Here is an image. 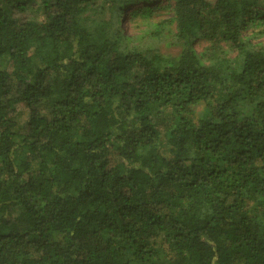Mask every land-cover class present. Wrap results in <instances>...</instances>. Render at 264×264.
Masks as SVG:
<instances>
[{"label":"trees","instance_id":"16d2710c","mask_svg":"<svg viewBox=\"0 0 264 264\" xmlns=\"http://www.w3.org/2000/svg\"><path fill=\"white\" fill-rule=\"evenodd\" d=\"M0 264H264V0H0Z\"/></svg>","mask_w":264,"mask_h":264},{"label":"rangeland","instance_id":"374dc122","mask_svg":"<svg viewBox=\"0 0 264 264\" xmlns=\"http://www.w3.org/2000/svg\"><path fill=\"white\" fill-rule=\"evenodd\" d=\"M128 10H129V8L126 11L127 14L129 12ZM124 19H126V18H124ZM124 25H126L125 22H124ZM195 46H196L197 51L200 53L208 46V42L204 39H200L196 42ZM161 50H162V52H164L166 54L177 55L180 51V48L179 47H167V46L162 45ZM21 110H23V109H21ZM23 114H24V116L26 115L25 112Z\"/></svg>","mask_w":264,"mask_h":264}]
</instances>
